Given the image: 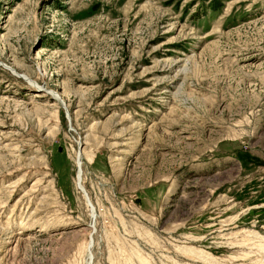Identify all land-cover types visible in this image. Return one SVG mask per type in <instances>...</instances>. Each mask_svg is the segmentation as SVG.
<instances>
[{"label": "rangeland", "instance_id": "obj_1", "mask_svg": "<svg viewBox=\"0 0 264 264\" xmlns=\"http://www.w3.org/2000/svg\"><path fill=\"white\" fill-rule=\"evenodd\" d=\"M0 264H264V0H0Z\"/></svg>", "mask_w": 264, "mask_h": 264}, {"label": "bare ground", "instance_id": "obj_2", "mask_svg": "<svg viewBox=\"0 0 264 264\" xmlns=\"http://www.w3.org/2000/svg\"><path fill=\"white\" fill-rule=\"evenodd\" d=\"M55 96V95H54ZM57 97V96H56ZM81 152V151H80ZM80 156H81V153H80ZM79 156V157H80ZM79 160V159H78ZM80 162L78 161V167H79V169H78V182H77V184H78V186L80 187V189L82 190V185H81V183H80V178H81V176H80V172H81V167H80ZM84 189V188H83ZM84 192V191H83ZM84 194V193H83ZM88 197V196H87ZM86 197V200H87V202L89 203V200H88V198ZM90 204V203H89Z\"/></svg>", "mask_w": 264, "mask_h": 264}]
</instances>
